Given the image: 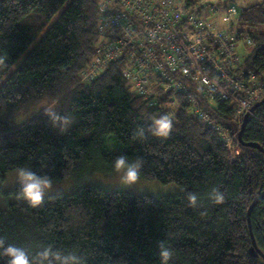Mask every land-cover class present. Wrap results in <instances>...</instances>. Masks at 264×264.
I'll use <instances>...</instances> for the list:
<instances>
[{
	"label": "trees",
	"instance_id": "16d2710c",
	"mask_svg": "<svg viewBox=\"0 0 264 264\" xmlns=\"http://www.w3.org/2000/svg\"><path fill=\"white\" fill-rule=\"evenodd\" d=\"M100 2L0 0V56L6 57L0 80L23 56L0 84L1 176L19 167L53 181L77 176L85 166L115 174V158L125 155L129 162L143 160L140 179L174 182L178 190L150 194L82 183L74 191L45 196L36 208L22 198L2 202L0 194V237L30 255L52 244L86 257L87 264H161V240L173 250L169 264H264L262 255L250 252L252 233L264 255V198L248 216L251 204L264 194V153L245 144L264 148V104L242 132L241 152L229 159L218 132L189 112L191 100L185 93L178 92L173 107L169 92L168 97L157 93L158 100L153 94L150 104L114 63L92 80L81 81L97 40ZM240 7L237 29L253 39L241 59L246 70L260 75L264 31L250 28L264 24V0ZM153 88L159 92L157 85ZM196 89L190 91L200 96ZM42 101L47 104L34 116L15 123ZM198 101L213 119L233 128L229 102ZM53 105L59 115L73 118L63 134L45 114ZM165 114L173 120L167 139L147 131L146 139L133 138L139 127L148 129L154 115ZM20 187L11 193L18 194ZM213 187L225 194L224 203L208 198ZM189 192L198 196L195 208L188 204ZM6 260L0 257V264Z\"/></svg>",
	"mask_w": 264,
	"mask_h": 264
},
{
	"label": "built area",
	"instance_id": "2783aa9c",
	"mask_svg": "<svg viewBox=\"0 0 264 264\" xmlns=\"http://www.w3.org/2000/svg\"><path fill=\"white\" fill-rule=\"evenodd\" d=\"M99 8L97 40L81 81L92 80L114 63L150 104L153 94L169 92L173 107L183 92L191 100L189 112L218 132L229 159L237 157V130L245 115L258 117L253 106L264 98V73L246 70L238 53L240 44H253L248 32L237 29L241 7L231 0H101ZM192 86H198L200 96L190 91ZM200 97L212 105L229 102L235 123L230 131L210 116Z\"/></svg>",
	"mask_w": 264,
	"mask_h": 264
},
{
	"label": "clouds",
	"instance_id": "9594fccd",
	"mask_svg": "<svg viewBox=\"0 0 264 264\" xmlns=\"http://www.w3.org/2000/svg\"><path fill=\"white\" fill-rule=\"evenodd\" d=\"M6 57L0 56V68L5 66ZM204 84H208L207 79L203 80ZM45 114L50 118L52 126L57 128L61 134L65 133L73 123L70 116L59 115L54 110V105L45 109ZM173 129L172 117L168 114L152 117V124L147 130L139 127L134 132L133 138L146 139V131L151 135L167 139ZM114 170L120 174L119 182L122 186L135 185L140 179V169L143 166L142 159H136L129 162L125 155H119L115 158ZM16 178L20 184V191L17 194L18 199L26 200L33 208L39 207L44 200L45 194L51 191L53 187L52 178L45 174L41 175L27 167H19L16 169ZM187 201L189 206L197 207L198 196L194 192L187 193ZM208 198L215 204L225 202V194L217 187H213L208 193ZM159 249L158 255L161 264H169L173 258V250L167 246L166 242L161 240L157 242ZM0 257H6V264H87L84 256L75 252H67L56 248L49 244L30 255V251L24 247H18L13 244H6L4 238L0 237Z\"/></svg>",
	"mask_w": 264,
	"mask_h": 264
},
{
	"label": "rangeland",
	"instance_id": "374dc122",
	"mask_svg": "<svg viewBox=\"0 0 264 264\" xmlns=\"http://www.w3.org/2000/svg\"><path fill=\"white\" fill-rule=\"evenodd\" d=\"M259 0H235L234 3H236L238 6L247 5L251 2H255ZM252 32L256 31H264V24L260 26H252L250 28ZM35 41L31 44L30 47L34 45ZM251 50V46H247L245 43L240 44L238 47V53L239 55L244 58L247 53ZM23 56L17 60L12 68L5 74V76L0 80V84L5 79V77L12 71L14 68H16L19 63L21 62ZM198 89V86H195ZM46 101L37 102L34 104V106L28 110H26L21 116L16 117L14 119L16 124H21L25 122L28 118L34 116L37 112V110L46 105ZM96 166H101L99 164H94ZM116 174V172H115ZM114 173H106L103 174L102 171L98 172L95 171L88 166H85L81 173L74 177H69L67 179L59 180V181H53V187L51 191L47 192L45 196H49L52 194H55L57 192H71L76 190L82 183L84 184H94L101 187H104L106 189L111 190H117V189H126V190H132L137 193H150V194H162V193H174L178 190V185L174 182L170 183H164L159 180H145V179H139V181L132 186H122L119 182V176L120 174ZM0 173V194H1V201H10L14 202L17 201V194L11 193L12 190H14L19 184L17 178H16V170H11L3 173V176ZM7 194V198L4 196V194Z\"/></svg>",
	"mask_w": 264,
	"mask_h": 264
},
{
	"label": "water",
	"instance_id": "95a60500",
	"mask_svg": "<svg viewBox=\"0 0 264 264\" xmlns=\"http://www.w3.org/2000/svg\"><path fill=\"white\" fill-rule=\"evenodd\" d=\"M263 104H264V98H263L262 100H260L259 102H257V103L253 106V108L255 109V108H257V107H259V106H261V105H263ZM248 120H249L248 115H245V117H244V119H243V122H242V127H241V129H240V131H239V139L241 140V142H242V138H241V136H242V132L244 131V128H245V126H246ZM245 144H246V145H250V146H252V147H255V148L259 149L262 153H264V148H263L259 143H255V142H247V143H245ZM263 198H264V194H262L259 198H257V199L251 204V206L249 207V210H248V216H250V213H251V210L253 209V207H254L257 203H259ZM251 236H252V246L250 247V252H251V254L254 255V256H256V255H262V256L264 257V255L262 254V252L259 250V247L257 246L256 241H255V239H254L252 233H251Z\"/></svg>",
	"mask_w": 264,
	"mask_h": 264
}]
</instances>
